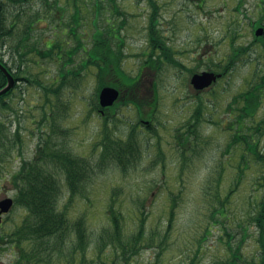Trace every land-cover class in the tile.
Masks as SVG:
<instances>
[{"label":"rangeland","instance_id":"rangeland-1","mask_svg":"<svg viewBox=\"0 0 264 264\" xmlns=\"http://www.w3.org/2000/svg\"><path fill=\"white\" fill-rule=\"evenodd\" d=\"M2 1L7 6L11 5L7 0ZM50 1H55L56 5L66 9L65 17L71 13L72 5L67 3L68 0ZM94 1H76L81 10V25L77 33L83 40L93 37ZM115 1L124 14H118L116 17V23H120H115L118 26V34L112 40L114 51L122 53L120 63L124 72L131 76L138 75L142 81L134 95L121 94L114 104L109 106L108 116H111L107 129L112 134L125 138L131 126H134L140 141L141 156L127 172H122L114 164L103 169L96 166L85 190L72 199H68L66 186L60 178L63 189L60 205L68 213L69 219L83 217L85 220L88 246L84 257L87 262L96 261L97 236L103 229L111 227L107 206L114 194L113 204L122 213L123 230L125 229L126 233L130 234L134 230L137 224L136 214L139 211L146 215V233H157L158 239H155L154 246L141 248L140 253L135 256L136 262L188 264L194 256L196 264H216V259L218 260L222 253L221 244L218 242L220 231L216 229L204 241L200 238L207 224L202 186L210 173L216 174L215 166L225 157L223 153L232 134L231 126L234 127L232 123L235 117L230 111L233 96L246 88L247 80L253 78L255 71L261 72L264 69L263 47L260 39L255 37V27L250 23L264 6V0H244L239 8L240 0H157L156 28L170 47L168 57H174L176 60L175 63L162 60L156 69H150L147 64H143L149 57L148 1ZM35 7L41 15L43 7L40 1L35 3ZM13 10L9 14L12 22L15 21L13 34L6 48L0 49V55L16 67L17 51L24 53L28 77L31 80L52 81L54 76H57L59 61L44 57L34 50L24 52L27 48L22 45H18L17 51L16 47L14 48L18 36L22 33L24 21L17 17L18 11ZM44 11V18L34 25L31 39L35 38L37 46L43 48L42 41L55 37L57 33L56 38L61 41L64 50L68 49L67 46L74 48L77 44L74 36L61 33L62 23L57 17L59 13H55L54 8ZM100 11L96 22L102 27L106 24L108 16L110 19L113 17L101 8ZM232 35L236 47L242 44L249 50L240 51L229 73L221 75L207 88L196 90L189 81L191 74L212 69L218 72L217 64L232 55ZM262 37L264 38V34ZM10 45H13L14 49H11ZM73 57L75 60L72 61L73 65H69V69H78L79 74L66 75L65 83L63 81L57 93L51 95L52 114H43V97L37 83H29L23 79L17 81L9 96L5 98L9 108L0 106V140L4 138V133L5 137L13 138L17 124L21 139L20 144L12 149L8 144L0 148V155L3 156L0 160V195L7 193L14 200V175L23 159L27 161L34 157L37 145L46 141V134L50 135L47 141H50L48 146L52 149L63 148L76 156L89 158L94 164L97 163L100 132L105 115H101L95 107L98 103V68L85 62L89 57H82L80 53ZM114 78V73L102 77L106 81ZM130 97L152 101L154 104L152 108L148 105L142 106L143 114L139 115L135 105L128 103ZM200 100V136L197 140L191 139L182 145L179 142V133L186 129L185 124L192 119V113ZM65 104L67 107H64ZM46 110L49 111L48 106ZM263 119L264 93L251 121L258 123ZM142 120H148L151 129H147V123ZM259 141L264 153V131ZM180 146L187 150L185 155L188 159L182 158ZM227 166L229 168L222 173L220 180L221 191L230 185L232 178L230 163H227ZM259 166L263 169L262 164ZM254 168L258 171L256 166ZM262 182L260 177L255 178L248 174L232 197L238 204V200L246 198L254 189L259 188ZM178 192L175 220L164 242V247L167 246L161 251V247L156 243L167 231L170 196ZM24 216L25 210L15 203L3 216L0 224V264H11L15 261L20 253L19 245L26 244L24 241L17 243L10 239V235L19 227ZM232 221L234 222L229 220ZM108 252L111 254L112 250L109 247L104 248L102 255Z\"/></svg>","mask_w":264,"mask_h":264},{"label":"trees","instance_id":"trees-1","mask_svg":"<svg viewBox=\"0 0 264 264\" xmlns=\"http://www.w3.org/2000/svg\"><path fill=\"white\" fill-rule=\"evenodd\" d=\"M7 1L11 5L7 6L0 0V49L7 46V42L13 34L15 21L12 22L9 14L15 9L18 11L17 17L24 21L22 33H20L18 39L16 38V46H14L16 51L18 45H22L23 48H27L24 52L34 50L44 57L55 58L60 62L57 76H54L52 81L31 80L25 71L26 58L23 57L24 53L17 51L16 67L10 65L8 60H4L0 55V62L12 74L15 84L21 79L29 83L32 81L37 83L38 90L43 97L41 109L43 114L45 112L44 115L50 114V112L52 114L53 102L51 95L57 93L58 88L63 85V81L65 83L66 75L79 74L78 69H69V65H73L72 61L75 60L73 56H76L77 53L82 54V57H89L85 62L98 68L97 97L103 86L121 89L120 95H134V92L137 91L142 78L124 72L120 63L122 53L120 51L115 52L112 44V40L118 34V26L116 25L120 23H116V17L118 14H124L115 0L94 1L95 7L93 8L92 17L94 30L93 37L89 40L81 39L77 33L78 27L81 25V10L76 2L77 0H71L73 2L68 0L67 3L72 5V11L67 17L64 13L66 9L56 5L55 1ZM38 1L43 7L41 15L35 7V3ZM147 1L150 8L147 24L149 57L143 64H147L150 69H156L162 60L175 63L176 59L168 57L170 47L156 28L158 21L157 0ZM243 2L244 0H240L238 8L242 6ZM53 8L55 13H59L57 17L62 23L61 33L72 35L77 40V44L72 49L69 46H67V50L62 48L61 41L56 38L57 33L55 37L42 41L43 48L37 46L35 38L34 40L31 39L32 31L35 29L34 25L44 18L42 17L45 15L44 10L49 11ZM100 8L113 17L110 19L108 16L105 21L106 24L102 27H99L96 22V17L101 14ZM250 23L252 27L261 25L264 27V6L260 8L255 20H250ZM262 36L258 37L257 40L260 39L264 52V38ZM232 38H234L233 35L230 39L232 55L222 59L223 61L221 60L222 62L217 64L216 68L223 76L230 72L235 60L238 59L237 56L240 51L249 50L242 44L236 47ZM10 47L14 49L12 48L13 45H10ZM161 55L165 57H161ZM212 71L215 70L212 69ZM109 73H114L115 78L107 81L103 80L102 77ZM255 77H257L256 80ZM5 83L6 76L0 70V88ZM247 84L243 91L235 94L232 98L233 105H231L230 111L235 117L232 123L234 127L231 126L232 134L226 144L225 153H223L225 157L224 159L221 158L219 164L215 166L216 174L210 173L202 186V201L207 224L200 238L204 241L216 229L220 231L218 242L221 244L222 253L219 255V259H216V264H264V153L261 151L259 144L264 131V119L258 123L251 121L264 93V69L261 72L259 70L255 71L253 78L247 80ZM123 88L126 89L123 90ZM10 93L11 90L0 95V106L3 108H9L5 98ZM127 101L135 105L139 115L143 114L142 106L148 105L149 108H152L154 104L152 101H143L136 97H130ZM47 106L49 111L46 110ZM64 107H67L66 104ZM95 107L98 110L101 109L99 103H96ZM201 107L202 101L200 100L192 113V119L185 124L186 129L179 133L180 144L185 145L191 139L197 140L200 136L198 124L202 118ZM102 110L103 115H105L100 132V153L97 156L96 164L92 163L89 158L76 156L63 148L52 149L51 146H48L50 143V141H47L50 138L49 134H46V136L41 135L46 137V141H41L37 145V151L33 158L27 161L22 160L14 175V203L25 210V216L16 231L10 235V239L11 241L15 240L17 243L24 241L26 244L19 245L20 253L11 264H57L59 262L62 264L64 262V264H76L77 260L78 264H139L136 262L135 256L140 253V249L154 246L155 239H158L157 233H146V215L143 211L136 214L137 224L130 234L126 233L125 229L123 230V216L121 211L113 204L115 200L113 194L107 206V215L111 227L103 229V232L97 236L96 261L90 260L87 262L84 257L88 246L85 220L83 217L74 220L69 219L68 213L60 205V197L63 192L60 178L66 186L69 194L68 199H72L76 194H80L85 190L87 181L91 178L96 166L103 169L114 164L122 172H127L129 167L135 164L141 156L140 141L137 138L135 127L131 126L125 138L112 134L107 129V123L111 116V114L108 116L110 108L105 107ZM149 115L151 114L149 113ZM143 121H147L146 127L151 129L150 122L148 120ZM3 135L4 138L0 140V148L8 144L12 149L21 142L18 124L14 130L13 138L5 137V133ZM180 148L182 158L188 159L185 155L187 150L181 146ZM2 159L3 156L0 155V160ZM230 160L234 161L229 162ZM227 163L231 165L232 178L230 179V185L224 191H221L220 180L222 173L229 168ZM260 164H262L263 169L259 168ZM253 166H256L258 171ZM248 174L255 178L260 177L263 182L259 188L254 189L246 198L241 201L238 200L237 204L232 195L243 184ZM178 197L179 192L170 196L166 219L167 231L161 237L159 236L160 241L156 243L157 246L161 247V251L167 246L164 247V242H166L167 233L175 220ZM230 219L234 222H229ZM108 247L112 250L111 254L108 252L102 255L103 249ZM78 253L80 256H78ZM188 264H196L194 256Z\"/></svg>","mask_w":264,"mask_h":264},{"label":"water","instance_id":"water-1","mask_svg":"<svg viewBox=\"0 0 264 264\" xmlns=\"http://www.w3.org/2000/svg\"><path fill=\"white\" fill-rule=\"evenodd\" d=\"M263 31H264L263 27H257L255 29V35H261ZM0 70L6 76V83L3 87L0 88V95H3L14 86L15 79L12 76V74L8 71L6 66L3 65L1 62H0ZM218 76L219 74H215L211 71H203L201 73L193 74L190 78V83L196 89H202L204 87L209 86L213 81L216 80ZM118 95H119L118 89L112 86H103L100 89V92L98 95L99 104L101 106H109L116 100ZM12 203L13 201H12V198L10 197L3 198L0 201V222H1V214L4 212H7L9 208L11 207Z\"/></svg>","mask_w":264,"mask_h":264},{"label":"flooded vegetation","instance_id":"flooded-vegetation-1","mask_svg":"<svg viewBox=\"0 0 264 264\" xmlns=\"http://www.w3.org/2000/svg\"><path fill=\"white\" fill-rule=\"evenodd\" d=\"M6 196H7V193H3L2 195H0V200L5 198ZM2 218H3V216H2Z\"/></svg>","mask_w":264,"mask_h":264},{"label":"bare ground","instance_id":"bare-ground-1","mask_svg":"<svg viewBox=\"0 0 264 264\" xmlns=\"http://www.w3.org/2000/svg\"><path fill=\"white\" fill-rule=\"evenodd\" d=\"M254 32H255V30H254ZM255 34V33H254Z\"/></svg>","mask_w":264,"mask_h":264}]
</instances>
